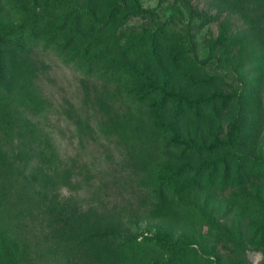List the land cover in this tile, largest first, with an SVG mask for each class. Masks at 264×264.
I'll return each instance as SVG.
<instances>
[{"label": "rangeland", "instance_id": "obj_1", "mask_svg": "<svg viewBox=\"0 0 264 264\" xmlns=\"http://www.w3.org/2000/svg\"><path fill=\"white\" fill-rule=\"evenodd\" d=\"M21 1L0 7L7 30L46 1L87 17L115 5L133 29L123 46L141 40L134 65L147 76L122 81L124 95L151 84L200 107L176 96L183 112L169 104L160 116V146L151 131L78 133L90 108L78 74L53 53L34 58L17 99L0 91V237L14 236L11 264H264V0ZM72 13L47 15L55 26ZM58 164L74 171L72 186L50 181ZM159 234L185 245L165 251Z\"/></svg>", "mask_w": 264, "mask_h": 264}, {"label": "trees", "instance_id": "obj_2", "mask_svg": "<svg viewBox=\"0 0 264 264\" xmlns=\"http://www.w3.org/2000/svg\"><path fill=\"white\" fill-rule=\"evenodd\" d=\"M87 1L88 3L91 1L106 3L105 0ZM128 1L130 0H122L126 3ZM51 3V1H46L44 12L34 13L20 28L7 30L6 25L0 22V91L8 97L20 96L23 87L30 85L32 81L30 71L34 67V63L37 62L34 58L38 59L45 51L53 53L57 57L65 58L64 62L74 68L82 85L84 107H90L87 109V117L77 120L78 133H82V129L90 127L107 132L120 130L124 134H140L143 131H151V134L157 132L156 137L159 142L156 146H160L161 139L158 133L163 136L166 125L159 118L166 112L169 104H174V110L182 113V102H175L174 98L183 96L160 87H154L152 91L151 84L146 87V90L141 89L137 96L130 94L129 97H126L127 94L124 95L126 92L121 85L122 81L129 78L145 80L147 76L146 69H139L134 65L135 60L139 59L136 54L140 52L135 49L139 46L143 48L141 40H137L136 43L131 42L132 44L129 46H123L126 37L132 34L133 29L132 26L125 25L119 18V8L115 5L105 4V7L99 12L100 14L97 15L89 11L90 17H87L84 13L86 9L81 10L64 2L58 8L50 9L48 4ZM23 5L25 2L21 0H0L1 8L22 10ZM65 6L73 11L70 22L54 26L56 17H51L52 15H47V13L55 12L56 9L61 10ZM161 36H164V33ZM40 43L42 47L39 45ZM10 47L14 48L16 55L11 52ZM8 50L12 54L10 61L4 55ZM36 51L38 55L35 54ZM65 51H68L67 54ZM111 65H114L115 68L112 69ZM18 68L23 69L24 72L20 73ZM157 96L159 99L152 104L146 102L147 99L151 101V97L157 98ZM90 102L93 104L91 105ZM184 103L188 110H198L200 107L197 104L200 103V100L194 102L185 99ZM95 116H97L96 123L93 124L91 119ZM175 139L177 140V138ZM217 145H213L215 149L212 146L205 147L203 145L196 149H205L210 153L216 150ZM49 150L50 157H55L56 148L54 145L50 144ZM213 162L216 167L220 163L219 160ZM189 167L188 169L193 168ZM193 171L198 174L200 169L197 167ZM73 176L74 171L71 168H64L58 164L49 179L64 187H70L73 184ZM155 242L163 250L175 252L182 249L186 241L171 240L167 236L159 234L156 236ZM12 246H14V236L12 233H4L0 237V264H11L8 253Z\"/></svg>", "mask_w": 264, "mask_h": 264}]
</instances>
